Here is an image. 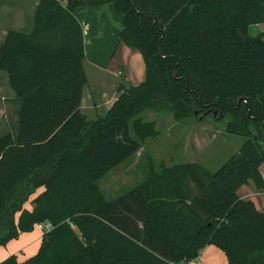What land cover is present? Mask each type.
I'll return each instance as SVG.
<instances>
[{"label": "trees", "instance_id": "1", "mask_svg": "<svg viewBox=\"0 0 264 264\" xmlns=\"http://www.w3.org/2000/svg\"><path fill=\"white\" fill-rule=\"evenodd\" d=\"M106 5L146 78L120 86L108 114L89 121L74 12ZM254 25L264 26V0H40L33 30L10 31L0 48L21 103L16 136L0 137V247L38 224L53 229L37 255L0 264H185L210 245L229 264H264V212L239 195L249 184L264 193V33L252 38ZM146 111L225 116L245 142L215 173L163 165L108 200L100 182L158 136Z\"/></svg>", "mask_w": 264, "mask_h": 264}, {"label": "crops", "instance_id": "2", "mask_svg": "<svg viewBox=\"0 0 264 264\" xmlns=\"http://www.w3.org/2000/svg\"><path fill=\"white\" fill-rule=\"evenodd\" d=\"M39 3L40 0H2L0 8V19H2V23L0 24V48L10 31L30 33L33 30L31 20H33L34 24L33 18L35 17ZM74 16L81 24L83 30L85 50L84 69L88 80V84L84 89L81 110L89 121H95L97 118H103L108 114L113 104L121 95L119 92L120 86L130 88L131 86L140 85L145 81L146 67L144 59L138 51L120 42L119 33L122 29V16L115 10L113 5L96 8H79L74 12ZM100 20L103 21L104 29L99 28ZM109 20L116 26L112 25V33L107 36L105 34V27L109 25ZM254 29L256 30L255 37L252 36ZM249 33L252 38H256L264 33V26H251ZM88 37L93 38L90 45ZM102 41L106 45L109 60L105 63L102 57L97 55L92 62H89V57L92 55V52L89 53V46L96 49L95 46H99ZM88 65L94 66L93 78L90 76V72H88ZM20 107L21 103L10 87L8 74L1 72L0 115H2V118L10 112L19 115ZM260 170L264 177V165ZM245 187L247 186H244L239 191L240 197L241 191ZM44 190L45 188H41L39 193L44 192ZM253 195L255 194L250 192L241 198L253 201L257 207V203L250 198ZM43 237L44 233L37 229L31 233L21 234L18 239L11 241L7 246L0 247V263L12 256H16L19 261L24 262L37 255ZM185 264H229V262L222 250L214 245H210L200 252L197 259Z\"/></svg>", "mask_w": 264, "mask_h": 264}, {"label": "rangeland", "instance_id": "3", "mask_svg": "<svg viewBox=\"0 0 264 264\" xmlns=\"http://www.w3.org/2000/svg\"><path fill=\"white\" fill-rule=\"evenodd\" d=\"M1 23L2 19H0ZM112 25L115 24L109 20V25L105 27L107 36L112 33ZM31 26H33V20H31ZM99 28L104 29L103 21L100 22ZM255 33L254 29L253 37ZM91 39L93 38L88 37L89 45ZM95 47L96 49H93L89 46V53L92 52L89 62H92L98 55L106 63L109 60L106 45L102 41L99 46ZM93 67L88 65V72L92 78ZM222 117L218 118L217 114H213L199 117V120L176 122L173 114L168 112H144L141 118L144 122L155 124L158 136L147 139L141 150L107 174L100 182V189L106 199L114 200L144 183L151 172H160L163 165L172 168L183 163H198L213 173L218 171L223 164L239 152L245 142L244 138L226 132L228 120L225 116ZM17 126L18 114L10 112L3 118L0 115V137L8 133L16 136ZM248 186L241 191V197L250 192L254 193L255 195L250 198L257 203L259 211H264V193L258 191L254 185L250 188Z\"/></svg>", "mask_w": 264, "mask_h": 264}, {"label": "built area", "instance_id": "4", "mask_svg": "<svg viewBox=\"0 0 264 264\" xmlns=\"http://www.w3.org/2000/svg\"><path fill=\"white\" fill-rule=\"evenodd\" d=\"M35 229L41 231L42 233H48L52 231L53 225L51 223L38 224Z\"/></svg>", "mask_w": 264, "mask_h": 264}]
</instances>
